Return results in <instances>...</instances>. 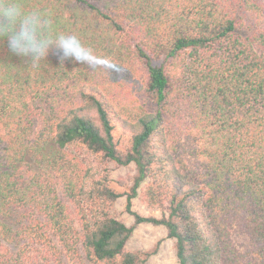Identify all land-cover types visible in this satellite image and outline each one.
Listing matches in <instances>:
<instances>
[{
    "label": "trees",
    "instance_id": "trees-1",
    "mask_svg": "<svg viewBox=\"0 0 264 264\" xmlns=\"http://www.w3.org/2000/svg\"><path fill=\"white\" fill-rule=\"evenodd\" d=\"M23 2L108 63L33 68L0 44V264H144L156 247L126 249L143 222L178 264H264V0ZM108 161L135 166L132 225L110 213ZM143 183L159 217L132 209Z\"/></svg>",
    "mask_w": 264,
    "mask_h": 264
},
{
    "label": "clouds",
    "instance_id": "clouds-1",
    "mask_svg": "<svg viewBox=\"0 0 264 264\" xmlns=\"http://www.w3.org/2000/svg\"><path fill=\"white\" fill-rule=\"evenodd\" d=\"M0 44L33 68L50 54L61 64L75 61L93 71L108 63V57L96 54L79 35L59 29L51 10L29 8L23 0H0Z\"/></svg>",
    "mask_w": 264,
    "mask_h": 264
},
{
    "label": "rangeland",
    "instance_id": "rangeland-1",
    "mask_svg": "<svg viewBox=\"0 0 264 264\" xmlns=\"http://www.w3.org/2000/svg\"><path fill=\"white\" fill-rule=\"evenodd\" d=\"M113 137L119 148H123L129 144V133L117 123H115L113 129ZM105 166L107 167V172L111 179L110 185L117 192L122 193L111 205L110 213L126 225H132L133 216L124 209V193L131 184L132 177L135 174V166L133 163L128 165H117L112 161L105 162ZM144 188L145 183L140 186L137 196L133 198L132 209L145 216L152 214L159 217V210L150 211L146 208L142 198ZM230 236L235 249L239 253L244 254L254 249V245L250 238L241 230L238 224L234 223L231 226ZM155 247L156 250L147 258L144 264H178L175 254L174 239L167 236V230L162 225H154L148 222L139 223L135 226L126 242V249L130 251H151L155 249ZM253 257L254 255H251V258ZM68 260L69 263L72 261L71 259ZM74 261L78 262V260Z\"/></svg>",
    "mask_w": 264,
    "mask_h": 264
}]
</instances>
